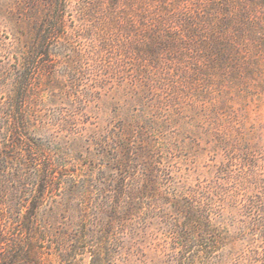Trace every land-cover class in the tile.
<instances>
[{"label": "rangeland", "instance_id": "obj_1", "mask_svg": "<svg viewBox=\"0 0 264 264\" xmlns=\"http://www.w3.org/2000/svg\"><path fill=\"white\" fill-rule=\"evenodd\" d=\"M0 159V258L264 264V0H0Z\"/></svg>", "mask_w": 264, "mask_h": 264}, {"label": "trees", "instance_id": "obj_2", "mask_svg": "<svg viewBox=\"0 0 264 264\" xmlns=\"http://www.w3.org/2000/svg\"><path fill=\"white\" fill-rule=\"evenodd\" d=\"M43 27H45V29L46 28L51 29L52 27H54V24H53V22L48 20L47 22H45L43 24ZM49 33L50 32H48V30H47V32L43 30V33L41 36L42 37L41 45L46 44V48L48 47V43H49L48 42L49 39L47 37V35ZM26 87H27V84H23V83L21 85L19 84L20 90H25ZM14 100H15V103H16L15 105H16L17 109L19 108L21 111H24L23 107H24V104L26 103L27 99L23 95H21V96L19 95ZM21 122H25V119L21 118ZM2 162H3V160L0 159V168L2 166V164H1ZM43 188H44V184H43ZM1 190L3 191V189H0V192H2ZM36 192L37 193L29 201V203L30 204L33 203V205L32 206L30 205V207H27L28 210H27L26 218L24 219V222H23V226L24 225L26 226L24 228V232H27L29 225L32 226L30 219L31 220L36 219V213L38 211V204L37 203H38V201L42 200V197H43L42 190H41V192L40 191H36ZM2 200H3V197L0 196V205L3 204ZM1 209H0V212H3L4 209H2V210ZM78 243L82 244V242H78ZM109 246H110V240H108V238H106V236H105V237L101 238V240L97 241L96 246H90L89 247V244H86V245H82V247H78L76 249L79 251L83 250V251L89 252L90 257H91V261L89 264H110L112 262V255H111V250L109 249ZM93 247H97V248H95L94 250H90ZM35 250H37V248H35L32 244H31V246L29 244L27 246V249H25L24 256H21V260L22 261L26 260L27 261L26 264L27 263L29 264L30 261H28V259L31 258L30 264H39L40 263V257L37 255L38 252ZM74 251H76V250H74ZM33 258H35V259H33ZM18 261H19V258L15 254H10V256H5V257L2 256L0 258V264H18Z\"/></svg>", "mask_w": 264, "mask_h": 264}]
</instances>
